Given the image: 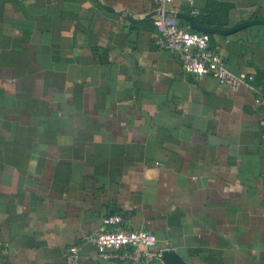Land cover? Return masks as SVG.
<instances>
[{"label": "crops", "instance_id": "1", "mask_svg": "<svg viewBox=\"0 0 264 264\" xmlns=\"http://www.w3.org/2000/svg\"><path fill=\"white\" fill-rule=\"evenodd\" d=\"M154 10L0 0V264H65L71 245L130 264L82 240L111 214L182 264H264V23L211 34L230 71L256 74L232 91L157 46ZM171 10L222 30L264 21V0Z\"/></svg>", "mask_w": 264, "mask_h": 264}, {"label": "built area", "instance_id": "2", "mask_svg": "<svg viewBox=\"0 0 264 264\" xmlns=\"http://www.w3.org/2000/svg\"><path fill=\"white\" fill-rule=\"evenodd\" d=\"M156 13L154 22L157 31L154 40L164 51L177 55L186 73L197 77L211 76L221 86L238 91L244 86L254 90L255 73H233L225 63L223 54L211 44V34L199 32L187 23L175 21L168 12L176 0H153ZM191 1V0H189ZM191 3V2H190ZM192 7V6H191ZM195 14V10H191ZM258 102L264 98V88L256 90ZM264 125V119L261 121ZM84 243L92 244L98 258L130 264H150L163 259L168 245H160L155 233L149 229L132 230L125 227L122 214H111L102 230L85 234ZM65 264H86L81 258L78 245H71L64 253Z\"/></svg>", "mask_w": 264, "mask_h": 264}, {"label": "water", "instance_id": "3", "mask_svg": "<svg viewBox=\"0 0 264 264\" xmlns=\"http://www.w3.org/2000/svg\"><path fill=\"white\" fill-rule=\"evenodd\" d=\"M168 14L172 17L183 19L191 28H193L199 32L209 33V34L219 33V34L229 35L233 32H236V31L250 25L251 23H264V21L249 22V23L241 24V25H239L235 28L229 29V30H222V29H215V28L200 26L199 24L196 23L194 18L187 13L169 11ZM155 15H156V13H152L149 17L155 16ZM172 253L173 252L170 250L164 252V254H163L164 264H182L183 263L182 260L178 256H176Z\"/></svg>", "mask_w": 264, "mask_h": 264}, {"label": "trees", "instance_id": "4", "mask_svg": "<svg viewBox=\"0 0 264 264\" xmlns=\"http://www.w3.org/2000/svg\"><path fill=\"white\" fill-rule=\"evenodd\" d=\"M194 20H195V18H194ZM201 25V24H200ZM204 27H209V26H204ZM209 28H213V27H209ZM215 29H220V28H215Z\"/></svg>", "mask_w": 264, "mask_h": 264}]
</instances>
